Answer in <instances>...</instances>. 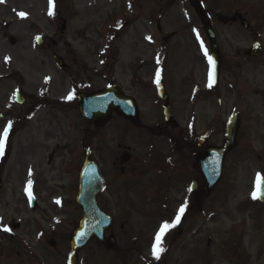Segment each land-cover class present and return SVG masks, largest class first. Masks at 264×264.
I'll list each match as a JSON object with an SVG mask.
<instances>
[{"label": "rangeland", "instance_id": "obj_1", "mask_svg": "<svg viewBox=\"0 0 264 264\" xmlns=\"http://www.w3.org/2000/svg\"><path fill=\"white\" fill-rule=\"evenodd\" d=\"M176 1L179 7L168 11L163 21V35L180 31L183 36H178L172 42L171 56L165 64L166 82L175 117L181 127L188 129L191 126L192 117H197L193 115L194 112H219L222 115H216V117L224 119L226 112L232 108V101L236 99L233 94H230L227 101L223 100L222 105L196 103L194 106V102L192 103L194 86L191 87L190 81L194 79L199 81L201 88L207 87L204 80L205 66L196 65L193 59L195 52L189 34L192 26L191 13H187V4L184 0ZM53 2L56 3L55 10L51 7L49 0H3L0 2V77L7 73L6 65L10 63L14 69L21 68L27 75L25 83L28 88L33 86L39 90L42 87L43 75L49 71L52 74L51 80L55 84L54 89L58 92L56 96L59 97L57 98H63L68 96L67 89L63 87L65 79L57 71L49 54L36 50L35 37L45 34L50 39L60 41L57 52H61L65 38L60 36L62 26L60 19L70 21L72 34L78 33L81 27H85L86 36L78 34L72 45L84 55L87 63L93 65L96 58L92 52L94 47H97V39L102 32L101 26L104 19H107L106 14L111 11L113 14L117 10L120 0H53ZM102 2H107V4L104 5ZM92 4H95L94 11L87 13L85 9L87 6L89 9ZM50 11L54 14L49 15ZM21 12L26 14L25 17L22 18L19 15ZM90 13H93L94 17H91ZM219 30L220 32L226 31L223 27H219ZM11 39H14V44L11 43ZM202 49H204L203 46ZM32 59L35 60L30 62ZM258 74L261 77H258L255 82L257 86H254L249 76L248 87H244L243 90L245 98L240 104L247 113H264L262 99L255 96L256 91H264V71ZM226 79H229L227 74L223 77L221 88L218 90L223 96L227 90L225 88ZM119 81L123 87H128L131 82L129 79ZM14 87L13 81L2 80L0 82V115L4 114L5 96L9 94L11 97ZM138 105L140 119L144 124L160 122L158 116L160 111L155 107L154 99L145 98ZM53 108H45L33 121L19 126L9 140V152L6 159L8 162L2 170L5 187L0 192V219L3 220L6 211L9 210L11 225H16L15 230H12L13 236L9 235L8 239L32 241L40 239L41 242L48 239L55 225L52 221L49 223L45 219L44 212L48 208L53 214L59 213L56 211L58 208L56 204L50 205V203L52 201L56 203L58 197L64 200L66 198L70 203L68 193L71 194L72 210L69 216L64 215L63 220L72 223L77 219V209L74 208L73 203L75 190L73 187L69 190V187L75 184V172L73 171L75 166L80 167L83 163L84 148L91 147L92 159L99 164L103 174L110 181L114 180L112 164L115 161L119 163L124 150L131 149L138 161L139 157L144 155V148L145 151L147 150L145 147L147 138L144 132L141 134L140 131H133L123 120L117 118L102 132L95 133L81 119L76 110H68L64 113L56 107ZM201 116L202 121L196 122V131L207 127L208 115ZM14 117L16 115H6L4 119L0 118V141H3L4 130ZM262 119L264 121V114ZM259 129L258 134L247 137V142L251 143L253 140V146L258 150L257 153L264 155V124ZM219 135L213 139L216 144L221 143ZM157 142L162 143L163 141L158 140ZM243 160L246 161L243 162L244 165L237 167L232 164L233 162L229 163L226 177L220 182L215 193L205 202L206 214L204 216L194 215L193 220L185 222L180 238L176 237L177 232H173L171 234L174 237L172 244L169 241L166 242V234L163 236V240L165 237L166 239L163 242L165 251L160 254L161 261H156L154 247L155 238L164 223H159L160 217H149V212H147L149 209L157 211L159 206L148 203L143 190H135L127 197L136 203V209L129 210L128 205L115 201L113 195L115 196L116 189H109L104 203L108 210L119 218L115 228L117 248L109 251L98 247L92 241L81 252L80 264H143V257L151 259L153 264H234L238 256L244 264H264V211L256 204H251L247 208V204L252 201L253 193H255L253 179L260 170L257 166L251 169L255 163L254 157L246 156ZM64 162L69 165V168L67 165L65 168ZM68 170L72 174L71 180L70 176L62 175L63 171ZM26 176L27 181L35 182V179L38 181L35 185L36 192L32 194L37 203L35 211L30 209L27 212V208L25 210L21 204L17 205L21 182ZM153 176L155 175H149L142 180V183H146L145 186L148 187ZM121 181H113L112 187L119 186ZM52 182L55 183L52 184ZM59 184L65 188L64 192L55 190L52 197L45 193V186H60ZM183 184V189L181 186L179 193L173 196L175 202L187 196L188 183ZM175 205L172 206L174 214L176 213ZM59 208L61 210L62 206ZM124 217H128L130 222L124 231L119 232L120 223L127 219ZM31 223L39 225L37 226L40 234L38 238H36L37 233L35 234V225ZM173 224H175L173 228L176 229V222L174 221ZM60 228L63 229L64 226ZM235 240H237L236 253L230 252L232 253L230 255L227 252L233 249L232 242ZM133 244L135 245L133 251L122 253L125 263L119 261L117 259L119 252H123L125 248ZM43 252L45 257H40V261L42 260L44 264H62V258L60 262V258L52 256L50 252Z\"/></svg>", "mask_w": 264, "mask_h": 264}, {"label": "flooded vegetation", "instance_id": "obj_2", "mask_svg": "<svg viewBox=\"0 0 264 264\" xmlns=\"http://www.w3.org/2000/svg\"><path fill=\"white\" fill-rule=\"evenodd\" d=\"M156 1L153 0H130L127 1V12L129 15L121 17V22L118 21L114 31L113 42L116 45V49L108 61L111 60L112 64L106 69H93L90 64L85 62L84 58L79 55L76 50H73L72 42L77 37V34L68 32V42L64 44V54L66 69L64 71V77L66 84L63 87L69 88L72 100L70 104L73 106L78 100V97L82 93H91V90H86L91 85L95 84L98 80L104 78L111 79L113 86L117 87L123 94L135 99L137 102H143L144 99L152 97V65L150 60V47H151V35H152V20L156 16V31L161 34L162 28L160 22L166 17V6H162L163 1H160L158 9H153ZM207 12L210 16L211 23H220L227 27L228 31L224 33H217V45L221 57V71L229 75V79L234 82V86L238 87L239 83L242 88L248 87L249 76L251 82L256 84L259 74L264 71V0H208ZM125 10V9H124ZM123 10V12H124ZM125 14V13H124ZM194 18L198 23L197 16ZM109 33V32H108ZM105 35V33H104ZM225 35L226 37H222ZM198 41H194V49L197 50ZM258 45V47H257ZM54 49L57 47V43L54 45ZM104 46H99L96 49L97 57L98 52H103ZM126 49L129 50L128 64H120L122 58V52ZM55 55V52L53 53ZM198 54V53H197ZM211 47L209 56L211 57ZM116 62L115 67H118L124 76L129 75L131 78V86L125 90L122 88L115 79V70L113 71V63ZM101 63L104 65L103 59ZM87 84H91L87 86ZM256 86V85H255ZM21 104L17 105L19 112L23 115L24 119H27L34 108L40 103V100L34 98L35 88L28 89L26 83L21 84L20 88ZM229 90L227 89V92ZM258 93L255 96L264 99V95ZM51 87L47 86L45 89V96L42 98L45 102L50 103ZM55 93V89L53 90ZM58 93V92H57ZM56 93V94H57ZM42 95V94H40ZM15 97V95H14ZM242 95L238 98L242 99ZM253 97V96H252ZM5 96V101L7 100ZM144 98V99H143ZM202 96L201 99H204ZM208 103H212L214 96L211 92L207 94ZM205 98V99H206ZM200 99V97H199ZM46 107V106H44ZM51 108V107H50ZM238 108V106H237ZM239 109V108H238ZM9 113L7 109L5 111ZM238 118V131L235 139V147L231 150L233 162H240L246 153H251L248 149L246 142V136L255 134V127L262 124V119L256 117L257 113H246L239 109L236 111ZM9 115V114H8ZM200 115H214V113H201ZM211 117L210 120H212ZM214 122H209L210 126ZM135 129L145 132H154L157 135H165V130L162 128H150L147 125L138 124ZM158 131L160 134H158ZM207 142V141H206ZM206 145V144H205ZM144 148V155L139 157L138 161L132 154L133 164L121 167L116 173H120L122 176H133V184L135 181L145 179L146 175L151 171L161 173L164 177L165 184L158 183L161 194L165 195L166 202L169 201L170 206L173 202V196H176L179 192L180 185L183 181V174H192V157L195 156L194 148L187 145H175L174 149L166 150L164 144H147ZM130 150V149H129ZM228 155L226 157H228ZM227 161V158H226ZM114 169L115 165H114ZM38 181L36 180V185ZM45 183V182H44ZM124 185H128L127 182H123ZM142 182H139L141 184ZM155 185V184H154ZM2 185L0 186V188ZM125 187H117L114 191V199L121 203V195L124 193ZM53 187L45 186V193L52 197L55 194ZM132 189H135L133 187ZM60 190V189H58ZM36 192V186H35ZM29 194H31L28 191ZM47 195V196H48ZM71 196V195H70ZM19 204L24 203L23 194L20 193L18 199ZM68 212V208H67ZM123 229V227H121ZM23 241L14 240H0V264H32L37 262V256L43 255V249L49 250L53 256L62 258L65 255L66 250L64 245L70 244V239L66 240L64 235L56 236V240L47 242L46 246L38 245L35 249H30V246L22 244ZM54 244V248H49V244ZM47 258V257H46Z\"/></svg>", "mask_w": 264, "mask_h": 264}, {"label": "water", "instance_id": "obj_3", "mask_svg": "<svg viewBox=\"0 0 264 264\" xmlns=\"http://www.w3.org/2000/svg\"><path fill=\"white\" fill-rule=\"evenodd\" d=\"M191 2L196 5V0H191ZM201 19L207 34L211 37L212 33L203 13H201ZM82 103L81 110L83 116L89 123L97 127L105 126L113 111L119 112L132 121L136 120L137 112L134 104L117 96L116 93H112L110 90L95 96L85 97ZM166 115L168 123L176 126L169 107L166 109ZM200 160L201 158L199 159V169L201 171L203 170L206 174V170L201 166ZM206 177L207 183H205L203 189L195 188V194L200 202L205 195L211 192L216 181V178L213 179L208 174H206ZM210 180L215 181L210 182ZM102 188L103 183L98 176L96 166L87 160L82 170L81 186L77 199L78 205L81 206L84 211V221L81 224V229L75 234L73 239L75 250L87 244L92 237L97 239L98 244H101L104 240V232L109 228V221L100 213L96 201L97 195L101 192ZM106 246L108 248H113L114 243H112L111 240L109 243H106Z\"/></svg>", "mask_w": 264, "mask_h": 264}, {"label": "snow or ice", "instance_id": "obj_4", "mask_svg": "<svg viewBox=\"0 0 264 264\" xmlns=\"http://www.w3.org/2000/svg\"><path fill=\"white\" fill-rule=\"evenodd\" d=\"M0 2H3V0H0ZM49 2H50V5H51L52 7H54L53 0H49ZM53 14H54V13H53L52 11L49 12V15H53ZM19 15L23 18V17H25L26 14L21 12V13H19ZM38 39H39V38H38ZM257 47H258V45H257ZM205 55H206V56L208 55L207 51H205ZM208 58H209V61L212 62L211 57L209 56ZM213 75H214V72H213ZM10 128H11V124H9V125L7 126V128L4 130V133H3V141H0V151H2V149H3V147H4V141H6L7 138H8V133H9ZM256 198H258V197H257V194H256V193H253V199H256ZM261 198H264V196H262ZM185 208H186V206L181 207V208L179 209V213H180V215H178V216L176 217V223H179V221H180V216H182V215L184 214ZM172 227H175V224H169V223H167V222H165V223L161 226L160 231L158 232V234H157V236H156V238H155L156 243H155V247H154V255H155V258H156V259H159V258H160V254H161L163 251H165L164 246H163V236L165 235L166 231L169 230V229L172 228ZM3 230H4V231H10V229L7 228V227L3 228Z\"/></svg>", "mask_w": 264, "mask_h": 264}]
</instances>
